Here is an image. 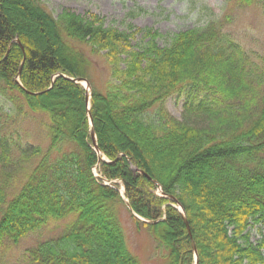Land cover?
Returning <instances> with one entry per match:
<instances>
[{
    "label": "trees",
    "instance_id": "1",
    "mask_svg": "<svg viewBox=\"0 0 264 264\" xmlns=\"http://www.w3.org/2000/svg\"><path fill=\"white\" fill-rule=\"evenodd\" d=\"M225 1L264 14V0ZM230 22L225 14L162 34L68 9L54 17L41 0H0V112L11 121L46 114L50 140L44 148L0 123V255L65 221L60 234L25 249L22 263L141 264L122 226L120 181L163 264H195L194 245L198 264H264V240L251 239L264 223V56L246 49ZM80 46L106 57L104 90ZM76 77L92 86L101 154ZM175 94L185 98L180 118L166 107Z\"/></svg>",
    "mask_w": 264,
    "mask_h": 264
},
{
    "label": "rangeland",
    "instance_id": "2",
    "mask_svg": "<svg viewBox=\"0 0 264 264\" xmlns=\"http://www.w3.org/2000/svg\"><path fill=\"white\" fill-rule=\"evenodd\" d=\"M45 7L54 15L63 10H72L79 14H97L105 18L107 25L126 29L132 23L136 27H152L162 34H173L180 30L206 25L210 20L229 14L231 22L227 30L246 47L264 56V14L260 6L239 7L225 0H41ZM236 5V6H235ZM133 11L135 15H129ZM34 28V27H33ZM42 37V35H40ZM44 36V35H43ZM43 39V37H42ZM45 39V36H44ZM90 60V73L94 84L105 88L110 78L109 65L103 53L93 54L89 48L80 46ZM2 99V98H1ZM3 103V99L1 100ZM185 102L184 96L172 95L166 101V107L180 118ZM10 103L3 106V112H9ZM13 112V111H12ZM151 114L153 110L150 111ZM0 123L7 121L10 131L18 130L25 141L39 144L46 148L49 145L48 117L44 113L27 110L13 114L15 121L0 112ZM120 192L124 196L123 185L119 181ZM122 226L130 251L136 255L141 264H163L164 254L157 249L156 241L151 232L138 228L132 213L127 206L122 207ZM65 221H53L48 226L31 232L17 244H12L0 256L2 264L22 263L23 252L37 242L60 234ZM251 239L256 242L264 240V223L252 227Z\"/></svg>",
    "mask_w": 264,
    "mask_h": 264
},
{
    "label": "water",
    "instance_id": "3",
    "mask_svg": "<svg viewBox=\"0 0 264 264\" xmlns=\"http://www.w3.org/2000/svg\"><path fill=\"white\" fill-rule=\"evenodd\" d=\"M73 80H74L75 82H78V83H83V82H85L86 86H87V87H90V82H89L87 79H85V78L77 77V78H75V79H73ZM90 98H91V95L88 93V95H87V102H88V104H89V102H90ZM89 117H90V121H91V123H92V122H93V119H92V116H91L90 112H89ZM91 137H92V140H93V144H94V146H95V149L98 150V145H97V141H96V133H95V129H94L93 126H92V128H91ZM174 200H175V199H174ZM175 201H176V200H175ZM179 208L181 209V211H182V213H183V217H184V219H185L186 226H187V228H188V230H189V232H190V234H191L190 225H189V222H188L187 219H186L185 211H184L183 207L181 206V204H179ZM194 249H195L196 259H197V262H198V254H197V250H196V248H195V245H194Z\"/></svg>",
    "mask_w": 264,
    "mask_h": 264
}]
</instances>
